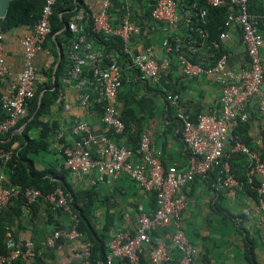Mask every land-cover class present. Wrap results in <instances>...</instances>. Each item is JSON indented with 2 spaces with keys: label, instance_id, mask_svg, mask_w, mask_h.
Returning <instances> with one entry per match:
<instances>
[{
  "label": "built area",
  "instance_id": "built-area-1",
  "mask_svg": "<svg viewBox=\"0 0 264 264\" xmlns=\"http://www.w3.org/2000/svg\"><path fill=\"white\" fill-rule=\"evenodd\" d=\"M56 0H43L38 20L32 27V34L22 41L23 67L16 76L8 97L0 96V135L11 131H20V122L27 114L28 101L36 93V71L34 59L51 34V16ZM211 7L226 6L225 0H205ZM248 0H230L231 10L227 14L218 39L207 44V12L198 5L197 0H156L150 13V20L168 27L183 25V36L165 38L162 45L174 55L182 74L189 78L201 76L213 77L220 89L221 108L219 113H201L195 121L187 119L180 106V97L176 93H167L166 103L175 111L176 120L181 129V139L188 150L189 158L184 169L172 165L164 167L159 155L155 153L150 138L144 134L136 147L130 148L117 144L111 135H121L125 124L118 113V96L123 86L124 76L120 57L114 52H106L94 47L86 28L92 33L104 37L119 38L122 43L121 57L130 69L137 71L143 79L153 82L159 80L167 70V63L160 62L154 47L148 46L139 53L130 48L131 38L139 35L135 21L127 15L118 25L110 21L109 4L104 0L103 9L94 16L84 11L75 12L68 23L67 30L72 39L67 46L68 70L62 78V84L74 83L79 90L80 105L90 111L101 108L102 132L96 135L88 122L74 119L68 129H60L55 139L67 138L70 142L62 146L63 167L76 181H82L91 174L92 183L102 182L107 177L125 176L146 193L155 197L156 207L150 213H140L135 233L110 232L107 253L104 261L92 263L91 243L77 231L76 222L67 232H55L47 239L52 245L60 238L79 243L82 264H113L114 260H125L128 264H143L140 255L143 247L150 244V233L154 230L174 228L170 234L173 249L180 254L179 264H197L196 248L180 227L185 199L181 189L198 177H206L219 167L218 182L226 190H244L251 187L257 194L259 222L264 225V183L256 187L258 176H264V157L232 136V131L240 123L249 120L247 106L257 99L256 110L260 118V131L264 132V65L261 50L264 36L260 32L264 15L248 12ZM238 25L241 42L248 58L247 68L234 70L229 66V57L225 53L226 44L232 40L231 28ZM3 34L0 32V81L8 76L3 56ZM89 67L88 74L84 69ZM68 110L63 90L55 102ZM229 144L230 150L225 152ZM242 154L247 158L245 181H240L231 172L232 154ZM97 154V155H96ZM6 159L10 153L5 155ZM25 200L22 211L29 214V206L43 199L53 210L69 209V200L61 188L43 195L39 190L8 184L4 175L0 176V209L13 203L19 196ZM75 216H73V220ZM38 256L31 241H26L7 254L0 253V264H14L20 259L34 260ZM171 258L163 243L155 244L149 255L151 264H165Z\"/></svg>",
  "mask_w": 264,
  "mask_h": 264
},
{
  "label": "crops",
  "instance_id": "crops-1",
  "mask_svg": "<svg viewBox=\"0 0 264 264\" xmlns=\"http://www.w3.org/2000/svg\"><path fill=\"white\" fill-rule=\"evenodd\" d=\"M30 1L39 16L43 0ZM107 1L110 21L113 25L120 24L127 15L137 24L139 35L130 40L132 51L139 53L144 48L152 46L159 61L168 64L167 70L162 73L159 80L153 82L143 79L137 71L130 69L121 55L113 51L120 57L124 76L123 86L118 96V113L125 124V132L118 137L114 135L111 137L119 145L134 148L140 137L146 134L164 167L174 165L184 169L187 166L189 153L182 142L181 129L176 120L175 111L166 103L164 96L167 93L178 94L184 116L195 121L201 113H219L221 108L219 86L210 76L189 78L182 74L174 55L162 45L166 37L180 38L184 35L182 23L175 27H168L144 18L145 12L154 5L156 0ZM225 2L231 10L230 0ZM103 3L104 0H79V2L74 0L73 11L81 10L92 17L102 11ZM55 7L68 9L65 0H56ZM33 25L3 34L2 56L8 69V76L0 81L2 97H8L11 94L16 76L22 70V41L32 34ZM230 31L232 40L224 49L229 57V66L237 71L245 69L248 58L241 42L239 26L234 25ZM260 32L264 36V24ZM89 39L95 48L103 50L97 40L93 37ZM68 43L59 44L57 41L47 40L34 59L36 87L38 83L49 82L45 75H50V83L54 87V75L63 60L60 66V91L63 90L69 109L64 110L62 105L55 103L48 108L43 119L57 126L56 133L60 129H68L74 119L84 120L89 123L92 132L99 135L103 128L101 108L96 107L87 111L80 105L79 90L76 85L62 84V78L69 66ZM261 58L264 65V46L261 50ZM88 72L89 67H86L84 73L88 74ZM262 96H264V87ZM256 103L257 99L247 106L249 128L243 136L248 139L250 148L259 152L262 132ZM23 129L24 125H20V131L16 135H19ZM37 134V129H34L29 136L37 139ZM55 134L50 137L47 151L32 157L35 168L38 170L50 168L62 175L63 177L51 175L47 177L59 183V186L62 181L69 185L79 197L77 199L79 206H84L87 198L92 200L90 208L92 211L88 214L89 221L98 232L107 227L106 244L112 231L134 234L139 214L150 213L155 209L154 194L141 190L136 183L125 176L107 177L102 182L93 184L94 175L91 174L80 182L76 181L64 172L63 167L62 146L70 141L67 138L57 141ZM229 150L230 145L227 144L225 152L228 153ZM232 159L236 161V157ZM234 165L238 170L245 171L247 158L240 163L234 164L232 161V166ZM1 175L6 177L0 167ZM219 175L220 168L217 167L206 177H198L181 189L185 208L182 211L180 227L196 248L195 262L197 264H264V225L259 222L258 198L246 189H224L218 182ZM256 181L264 183V176H258ZM84 192H89V196H86ZM14 205L11 203L0 209V241L5 244L8 251L26 241H31L42 264H82L78 242L60 238L52 245L47 243V239L55 232H67L74 225V213L70 207L53 210L43 199H39L33 204L34 214L32 215L30 212L26 214L22 209L18 212ZM174 231L171 227L166 230L152 231L150 244L143 247L140 255L141 262L151 264L150 252L155 244L161 242L171 254L169 262L165 264H179L180 254L173 249L170 242V234ZM14 264H34V260L20 259ZM113 264H128V262L116 259Z\"/></svg>",
  "mask_w": 264,
  "mask_h": 264
},
{
  "label": "trees",
  "instance_id": "trees-1",
  "mask_svg": "<svg viewBox=\"0 0 264 264\" xmlns=\"http://www.w3.org/2000/svg\"><path fill=\"white\" fill-rule=\"evenodd\" d=\"M76 1L79 2V0ZM65 2L68 6L67 10L64 7H55L53 10L50 19L52 31L46 41H57L59 44H62L63 42L68 43L72 39L70 32L67 29L64 30V24L69 23L73 19L75 14V11H73L75 4L74 0H65ZM184 2L188 3L189 0H184ZM197 2L198 5L201 8H204L207 12L206 24L203 26V28L208 33L207 44H211L213 41L218 39L221 27L223 26L225 18L230 9L227 5L223 7H211L205 3V0H197ZM247 5L249 13L260 16L264 15V0H248ZM152 8L153 6H151L148 11L145 12V20H150ZM38 18L39 16L30 0H11L6 15L4 18L0 19V32L2 34H6L17 28L32 26ZM262 24H264V21H261L260 28L262 27ZM86 32L88 33L89 37H93L102 45L104 51H116L121 55L120 51L122 48V43L119 38L109 37L106 39L104 36L92 33L90 27L86 28ZM169 39H171V37ZM62 63L63 60L61 61L60 66ZM60 66L57 67L56 73L54 75V87L51 86L50 75H45L49 82L40 84L38 83L35 96L28 101L27 114L20 122V125H24L22 132L19 135L14 134L13 131L6 135H0V150L4 151V156L0 157V167L3 169L6 175L8 184L17 186L21 190L26 188H34L39 190L44 196L54 192L57 188H61L64 191L69 200V206L75 216L74 221L76 222L77 231L84 236L85 240L91 243L90 261L95 263L97 261H104L105 259L107 253V244L105 240L107 227L102 229L101 232H98L93 224L89 221L88 214L92 211L90 210L92 206V200L87 198L85 200L84 206H79L77 202L79 197H77L69 185L62 181L59 186V183L53 182L47 177L48 175L56 177L63 176L50 168L43 170L36 169L35 161L32 158L34 155L42 154L43 152L47 151L50 137L56 133L57 126L54 123L51 124L48 121H44L43 118L48 108L55 104L61 89L59 82L61 69ZM40 95L41 102L39 104ZM4 119L5 116L0 113V120ZM248 128V121L240 123V125L232 131V136L234 139L239 140L246 146L250 147L248 139L243 136L244 132L247 131ZM34 129H37V139L31 138L29 136L30 132ZM114 136L118 137V135ZM8 153H10V157L6 159L5 155ZM259 153L262 157H264V132L262 133L261 150ZM232 157H236V161L235 159H232ZM231 159L235 164L240 163L246 158L244 155L238 153L232 154ZM231 159L229 162L232 174L238 180L245 181L247 165H245V171L243 169L242 172L238 170L235 165L232 166ZM64 172L67 173L66 171ZM257 185H259V182L255 181L254 186L256 187ZM245 189L255 194L257 197L256 191L254 189L249 186H246ZM84 193L86 196H89V192ZM13 203L15 204V209L20 212L22 205L25 203L23 195H19L13 201ZM29 212L30 214L32 213V215L34 214L33 204L29 206ZM35 251L37 250L35 249ZM0 253H8L5 244L1 241ZM34 264H42L39 256L35 257Z\"/></svg>",
  "mask_w": 264,
  "mask_h": 264
},
{
  "label": "water",
  "instance_id": "water-1",
  "mask_svg": "<svg viewBox=\"0 0 264 264\" xmlns=\"http://www.w3.org/2000/svg\"><path fill=\"white\" fill-rule=\"evenodd\" d=\"M11 0H0V19L4 18L6 15L7 9L9 7ZM68 23L64 24V30L67 29ZM59 53H61V50H59ZM41 102V95L39 96V104ZM14 134L17 133L16 130L13 131ZM4 156V151L0 150V157Z\"/></svg>",
  "mask_w": 264,
  "mask_h": 264
}]
</instances>
